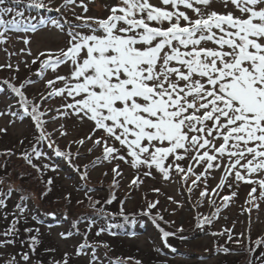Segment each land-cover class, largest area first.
<instances>
[{"label":"snow or ice","instance_id":"obj_1","mask_svg":"<svg viewBox=\"0 0 264 264\" xmlns=\"http://www.w3.org/2000/svg\"><path fill=\"white\" fill-rule=\"evenodd\" d=\"M22 2L0 0V43L7 44L11 33L36 30L37 25L26 23L24 12L12 6ZM51 2L28 0L30 7L40 9H47ZM221 2L223 12L212 9L213 0H158V3L118 0L106 19L77 15L75 20L80 23L67 22V48L57 53L41 52L40 56L46 58L37 73L42 77L48 69L55 71L60 65L70 64L69 75H56L55 79L46 81V86L51 89L49 96L65 100L63 110L57 109L61 117L76 116L81 122L87 120L93 125L88 137L71 143L82 146L91 140L93 148L102 149L104 159L124 161L137 171L144 168V176H151L155 169L164 180L175 182L174 176L178 177L189 193L200 189L198 205L206 198L213 212L210 216H198V227L210 225L222 208L228 206L236 193L223 196L220 193L225 188L231 189L233 182L251 185L245 202L250 207H245L244 213L250 214L253 208L258 210L259 202L264 201V0ZM68 4L76 6L77 0H64L61 7ZM78 6L84 13L88 11L84 0H79ZM61 7L55 11H61ZM51 23L64 30L59 20ZM40 24H44L43 19ZM80 28L87 31L77 30ZM21 39L29 43L27 38ZM57 82L63 86L55 87ZM10 86L20 97L24 113L35 122L37 143L47 141L48 147L53 148L55 141L46 132V122L42 119L46 111H40L39 102L28 100L22 91L25 84ZM97 132L102 135L93 139ZM60 134L67 135L64 131ZM70 149L71 145L66 151L58 146L53 150L71 163L74 154ZM122 150L125 154H121ZM75 155L79 156V149ZM23 156L31 164L33 156L40 159L46 154L34 146L31 154L26 152ZM184 161L188 162L187 166ZM33 167L42 171L37 165ZM50 167L43 165L44 169ZM84 167L82 180L88 178V166ZM118 168L116 165L112 169L114 186L118 183L115 177L121 175ZM197 168L202 171L198 172ZM217 171L221 172L219 182L209 189L208 179ZM51 183L49 180L48 184ZM139 183L142 180L137 176L130 187ZM7 195H11V189ZM216 198L221 200L219 206ZM88 199L91 207L99 203L91 197ZM157 203L150 202L148 208H155ZM0 207H6L3 198ZM16 207L21 213L25 211L20 204ZM16 223L18 219L0 234L5 237L0 240V248L16 242ZM73 228L78 234L76 223ZM103 231L101 228L97 235ZM224 234L234 243H243L242 239H233L231 229L213 233ZM71 235V231L61 233L62 238ZM170 235L175 233H163L165 238ZM240 236L250 241V236L245 237L244 233ZM37 243L35 236L30 237L33 252ZM254 243L255 247H247L250 255L264 245V238ZM98 246L81 244L76 255L86 254L84 250L92 247L90 264H98L95 252ZM19 256L20 260L12 256L6 264H30L28 252ZM255 259L258 264H264V252ZM55 264H69L68 254ZM114 264H126V261L118 259ZM135 264L141 262L136 260ZM248 264L253 261L249 260Z\"/></svg>","mask_w":264,"mask_h":264},{"label":"rangeland","instance_id":"obj_2","mask_svg":"<svg viewBox=\"0 0 264 264\" xmlns=\"http://www.w3.org/2000/svg\"><path fill=\"white\" fill-rule=\"evenodd\" d=\"M84 2L88 6L86 13L78 6L79 0H77L76 6L68 4L63 7L61 6L64 5V0H52L47 9L30 7L28 0H23V3L18 5H12L17 8H27L28 15L25 11V20L31 19V13H35V11L42 13L43 10H47L51 17L46 19L44 24H40L39 21L35 22L34 19L33 21L30 20L31 24L37 25L35 31L11 33L7 44L0 43V82H10L7 84L8 89L0 90V112L5 113V115L0 116V129H6V132H0V193L4 194L0 198L5 199L6 204V207H0V234L5 232V227L7 230L18 219V223L15 225L18 230L15 237L16 242L0 248V264H6V261L12 256L20 260L19 253L22 252L29 253L30 264H43L44 261L37 252L45 253L47 240L54 246L57 254L61 255L60 260L64 259L65 253L68 254L69 264H90L92 247L84 250L86 254L76 255L77 248L84 243L90 246L99 245L95 247L98 264H114L118 259H124L126 264H135L136 260L134 259L140 261L145 259L144 263L152 264H214L221 257L230 258L242 253L239 246L242 243L237 244L228 240L227 234L213 235V233H220L225 229L232 230L234 240H246L240 236V233H244L245 237H251V234L255 235L250 238V241H247L244 249L245 254L242 253L243 255L240 256L244 261L243 264H248L249 260L255 263V258L260 256V253L250 255L247 247L249 244L254 245L257 239L264 238V201H260L259 209L253 208L250 214L242 211L245 207H250L245 202L249 199L248 193L251 190V185L233 182L231 189L225 188L220 193L221 196L225 193L229 195L231 192H235L236 195L227 207L222 208L218 217L214 218L210 225L204 224L203 227H198L197 217L210 216L213 212V208L206 198L202 204L198 205L200 189H194L189 193L187 187L179 182L178 177L174 176L175 182L164 180L155 169L152 170L151 176H144L143 173L146 171L144 168L137 171L124 161L104 159L102 149L93 148L91 140H86L82 146L71 143L88 137L92 132L93 125L87 120L81 122L76 116L61 117L57 109L63 110L61 106L65 100L59 96H49L48 93L51 89L46 86V81L55 79L56 75H69L71 66L70 64H63L55 71L48 69L42 77L37 73L41 68V61L46 58V56H40L41 52L46 54L49 52L57 53L60 49L67 48L69 41L68 21L73 24L80 23L75 20L77 15L106 19L110 14L111 7L116 5L118 0H91V2L84 0ZM152 2L158 3V0H152ZM44 3L48 4L49 0H44ZM57 7H61V11H55ZM212 9L218 12L225 11L221 0H213ZM10 18V16L6 17V19ZM52 20H59L63 23L64 30L54 26L51 23ZM77 30L87 31L84 28ZM21 37L27 38L29 43L25 44ZM33 60H36V63H33ZM27 81H32V83H26ZM21 84H25L22 91L28 100L39 102L40 111H46V115L42 117L46 122L44 127L46 132L52 134L51 139L55 141L53 148L48 147L47 141L39 143L38 148L46 156L40 159L32 157L35 165L47 162L52 165L48 169H42L41 177L37 172V177H31L34 175L31 170L25 166L23 160L16 158L22 154V149L27 147L24 144L20 148L22 141L26 139L31 144L35 140L34 144H37L36 137L38 135L35 122L30 115L17 114L16 116L11 114L13 107L21 105V100L12 88V91L9 88L10 85L19 87ZM62 86L60 82L55 85V87ZM42 95L43 99H41ZM54 117L55 119H53ZM61 131L66 132L67 135L62 136ZM100 135L102 133H95L93 139ZM69 145H71L70 150L74 154L72 161L75 165L74 168L66 163L64 156L57 155L53 150L58 146L61 151H66ZM115 146L120 147L118 143ZM33 147L29 145L30 150ZM77 149H79V156L75 155ZM89 149L93 150L90 152ZM121 154H125L123 150ZM24 160L28 162L25 158ZM183 163L187 166L188 162L184 161ZM85 165L88 166V178L82 180L81 174L85 171ZM116 165H119L118 171L121 175L115 177L118 183L114 193L115 198L112 201L115 199L122 200L120 209L111 214L108 212L106 215L102 213V210H88L87 208L90 207L89 197H93L95 194L99 195V193H113L110 191L113 190L114 173L112 169ZM77 167L80 170H76ZM10 170L15 178L20 177V175L15 174V171L27 170L29 171L26 173L28 177L21 176L20 179H13L12 174H7ZM197 171H202V169L197 168ZM137 176L142 180V183L130 187L131 181ZM220 176L221 172L217 171L213 173L214 178L209 177V189L216 186ZM49 180L52 183L48 185V188L44 182L48 183ZM9 189H11V195H7ZM153 189H159V191L156 192ZM42 193L46 194L42 195ZM258 193L259 189L257 195ZM21 196L25 197L23 201ZM112 197L113 195H109V199ZM169 197L172 199L170 200ZM85 199L88 201H84ZM78 201H83V203H78ZM156 201H158L156 207L149 209L148 204ZM18 204L25 207L23 213L17 209ZM220 204L221 200L216 198V205L219 206ZM41 205L43 207H56L59 215L54 220L39 223L37 214L41 212L38 210L42 207ZM143 210L146 212H142ZM78 212L83 213V215L77 216ZM116 212L119 215H116ZM123 214L132 219L137 227L132 233H123L114 226L116 219ZM67 216L70 220L72 217L71 225L68 223ZM159 222L167 225L161 228L160 232L156 225ZM74 223L79 229L78 234L73 228ZM89 225H91L90 228ZM101 228L105 231L97 235ZM25 229L31 231H25ZM37 229L38 231H36ZM70 231L73 235L67 238L61 237V233ZM164 232L175 233V235L165 238ZM32 236L38 240L34 252L30 247V237ZM118 237L125 244L132 245L135 251L121 250L125 249V246L121 247L117 243ZM3 239L5 237L0 235V240ZM103 245H107V247ZM262 246L264 247V245ZM224 249H228V251H224ZM140 255L149 257V260ZM152 255L154 256L151 257ZM129 257L133 259L128 261L127 258Z\"/></svg>","mask_w":264,"mask_h":264},{"label":"trees","instance_id":"obj_3","mask_svg":"<svg viewBox=\"0 0 264 264\" xmlns=\"http://www.w3.org/2000/svg\"><path fill=\"white\" fill-rule=\"evenodd\" d=\"M18 9H19V7H18ZM34 142H31V144L29 143V142H27V140H24V141H22V143H21V145H20V148L21 147H23L24 146V144L27 146L25 149H22L23 150V152H22V154H19L18 156H16V158H20L21 160H23V162H24V164H25V166L29 169V170H31V172L34 174L33 176L31 175V177H33V178H35V176L37 177V174H39V177H41L42 176V174H41V171H37V169L35 168V167H33V165H35V164H33V163H35V162H33L32 161V163L31 164H29L28 162H25V160H24V156H23V154L24 153H29V154H31V152H32V149L30 150V148H29V145H31L32 147L33 146H36V144H34L35 143V140H33ZM26 142L28 143V145L26 144ZM37 143V142H36ZM69 162V161H68ZM70 163V162H69ZM71 164H73V162H71ZM37 165V164H36ZM38 166V165H37ZM39 167V166H38ZM39 168H41V167H39ZM41 169H44L43 167L41 168ZM80 170V169H79ZM19 170H17V171H15L16 173L15 174H18V175H20V177H17V178H15V175L13 174V173H11V170H10V172L8 171L7 172V174L8 173H10V175L12 174V176L14 177L13 179H20L21 178V176H26V177H28V175L26 174V173H29V171H27V170H24L23 172H18ZM12 172H14V171H12ZM36 172H37V174H36ZM24 178V177H23ZM29 180H30V178H29ZM46 185H47V187L49 188V184L48 183H46V182H44ZM117 187H116V185L114 186L113 185V190H110L111 192L113 191V193L112 194H107L106 192L105 193H99V195L98 194H95L93 197H91L92 198V201H99V203L97 204V205H95V207H88L87 209L88 210H94V209H101L103 212V214H108V212H110V214L113 212V211H117V210H119L120 209V204H121V201L120 200H118V199H115L114 201H112L111 203H106V201H108L109 200V195H113L114 196V193H115V189H116ZM109 191V192H110ZM84 201H88V199H85ZM89 202V201H88ZM42 206V205H41ZM103 209H105V210H103ZM142 209H144V208H142ZM39 211H41L39 214H37V212H35V214H37V216H38V222L39 223H41V222H49V221H51V220H54L55 219V217H57L58 215H59V211L57 210V208L56 207H40V209H38ZM66 211V210H65ZM77 211H79V210H77ZM63 212V211H62ZM142 212H146V210H143ZM92 213H94V212H92ZM86 214H88V213H86ZM116 215H119L117 212L115 213ZM159 214V213H158ZM77 216H79V217H81L82 215H83V213H81V212H78L77 214H76ZM155 216H157V215H155ZM68 217V219H69V216H67ZM71 218V220L69 219V224L71 225V221H72V217H70ZM162 222H165V221H162ZM162 222H159L158 224H156L157 225V229L159 230V232L161 231V228H164V227H166L167 225L165 224V223H162ZM166 225V226H165ZM39 226H41V224H39ZM114 226L115 227H117V230H120L121 232H123V233H126V232H132L133 230H135L137 227L135 226V224H134V222L132 221V219H130L129 217H126V215L125 214H123V216H119V218H117L116 219V221L114 222ZM6 228L7 227H5L4 229L6 230ZM46 235V234H45ZM255 235H252L251 234V237H254ZM250 237V238H251ZM119 238V237H118ZM46 239H47V237H46ZM247 241H248V239H246V240H243V243L241 244V245H239L240 247H241V249H242V253H244L245 254V245L247 244ZM117 243L122 247L123 245L125 246V249H121V250H125V251H128V252H133V251H135V249H134V247L132 246V245H127V244H125L124 243V241L121 239V238H119L118 240H117ZM249 245H251L252 247H255V243H254V245H252V244H249ZM262 248H264L262 245L260 246V247H258V248H256V251H255V254H259V253H261V252H263L264 250H262ZM120 249V248H119ZM119 251V250H118ZM118 251H114V252H118ZM38 253V256L39 257H41L42 259H43V261H44V263L43 264H55V262L56 261H63V260H60V256L57 254V251H56V249L54 248V246L52 245V244H50L49 243V241L47 240L46 241V244H45V253L44 254H41V253H39V252H37ZM241 253V254H242ZM241 254H239V255H234V256H232V257H230V258H228V257H221L220 259H219V261L217 262V263H214V264H243L244 263V261H242V257H240L241 256ZM243 255V254H242ZM140 256H142V255H140ZM154 255H152L151 257H153ZM142 257H144V258H146L147 260H149V257H146V256H142ZM143 258V259H144ZM152 259V258H151ZM134 260H138V261H140L139 259H134ZM144 261H145V259L144 260H141L140 262H141V264H152V263H144ZM72 264H74V263H72ZM253 264H258V262L257 261H255V263H253Z\"/></svg>","mask_w":264,"mask_h":264}]
</instances>
